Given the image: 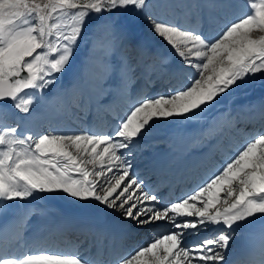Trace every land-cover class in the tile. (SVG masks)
Returning a JSON list of instances; mask_svg holds the SVG:
<instances>
[{
  "label": "snow or ice",
  "instance_id": "snow-or-ice-1",
  "mask_svg": "<svg viewBox=\"0 0 264 264\" xmlns=\"http://www.w3.org/2000/svg\"><path fill=\"white\" fill-rule=\"evenodd\" d=\"M148 6V0H0V114L15 117L0 120V207L60 192L119 211L135 227L169 225L151 233L142 246L117 256L115 264H264V238L259 246L228 258L239 226L264 215V134L236 147L229 145V154L207 170L190 192L163 207L161 196L132 171L130 150L158 120L198 124L222 94L264 74V0H244L246 11L224 21L213 36L146 14L151 31L182 66L194 71L184 85L170 88L166 95H145L135 101L130 88L138 63L117 52L121 47L135 48L142 56L143 49L134 44L128 21L108 19L96 25L90 34L89 56L74 75L72 88L57 90L53 97L71 92L72 107L108 111L115 87L119 95L129 96V107L118 116L113 113L117 122L108 134H93L91 129L35 134L22 129L23 116L32 115L33 106L43 101V94L72 64L95 18L105 13L138 16ZM93 64L94 70L89 67ZM217 135L214 125L198 130L190 145L196 158L214 150ZM35 211L0 228V264H92L78 251L37 246L28 240L24 232ZM202 232L212 234L201 237ZM16 248L23 253L17 255Z\"/></svg>",
  "mask_w": 264,
  "mask_h": 264
},
{
  "label": "rangeland",
  "instance_id": "rangeland-1",
  "mask_svg": "<svg viewBox=\"0 0 264 264\" xmlns=\"http://www.w3.org/2000/svg\"><path fill=\"white\" fill-rule=\"evenodd\" d=\"M170 1L171 3L174 2V0H168ZM197 0H179V5L180 7L184 6L186 3L188 4H191L193 2H195ZM160 3H162V1H159V0H148V8L145 10L144 13H140L138 16H124V15H121L120 13H112L111 14V17H109V14L105 13L103 14L102 16L98 17V18H95L88 26H87V30L85 31L84 33V36L83 38L80 40L79 44H81V47H82V50L81 52L84 53L85 51H88L90 50V47H91V36L90 34L93 32V28L96 26V25H103L102 24V21H106L108 19H111L113 21H118L119 23L123 24L125 23V21H128L129 24V28L131 30V32H133V27L136 28V30L140 31L141 33H144V35H147L149 36V38L151 39H154L153 41L155 42L154 44H158L160 49H165L166 51H170L172 52V50L170 49V47L161 39L159 38L158 36H156L152 31H151V26L149 24V22L145 19V16L146 14L150 11L151 13H153L155 16L157 17H160L163 15V19H166V15L168 16H171L169 13H166V9L165 7L163 6V8H161V12L159 11L158 7L161 6ZM166 3V2H165ZM241 0H230V11L232 13H235L237 12V10L239 9V5L241 4ZM218 4L216 3H213L210 8V10H212L217 17H219V12H217L215 10V7L217 6ZM169 6L172 8V9H176L177 7V3L175 2V4H169ZM202 5L201 3L199 2L198 3V8L201 9ZM158 9V11L156 10ZM176 12V11H174ZM107 16V17H106ZM180 18V17H179ZM199 20H201V17L198 18ZM96 20H99L100 23H98V21L96 22ZM149 24V25H148ZM104 31L103 28L100 29V32L102 33ZM86 35V36H85ZM255 36H259L261 35V33H254ZM87 37V38H86ZM85 44V45H84ZM88 44V45H87ZM157 45V47H158ZM80 47L78 45V47L76 48V52H75V56L78 55L80 52ZM75 58V57H74ZM259 75L264 77L263 75L264 74H256L255 76H252V80L254 81H258L259 80ZM247 81V82H246ZM249 79H246V80H243L242 82H240L236 87L230 89L229 91H227L226 93L222 94L221 96H225L226 94L230 95V97L232 98H238L240 97L243 93V90L246 89V87H248V93H250L251 91H253V88H249V86L247 85ZM256 83V82H255ZM246 84V85H245ZM245 85V86H244ZM243 88V89H242ZM240 91V92H239ZM239 94H238V93ZM234 94V95H233ZM232 95V96H231ZM240 95V96H239ZM219 97V98H223V97Z\"/></svg>",
  "mask_w": 264,
  "mask_h": 264
},
{
  "label": "bare ground",
  "instance_id": "bare-ground-1",
  "mask_svg": "<svg viewBox=\"0 0 264 264\" xmlns=\"http://www.w3.org/2000/svg\"><path fill=\"white\" fill-rule=\"evenodd\" d=\"M172 1V0H171ZM243 14V12H239V15H242ZM238 15V16H239ZM211 16H213L212 14H211ZM107 17V16H106ZM232 20V18L231 17H228V18H226V20H224V21H231ZM216 21H217V19H215V23H216ZM224 21H220L219 22V24L217 25L216 24V27L218 28V30H219V28H220V25L224 22ZM174 23V22H173ZM188 25H189V23L188 22H185L184 24H183V27H188ZM209 27H211L210 26V24H207V25H205V27H204V29L201 31V32H203L206 36H207V31H208V28ZM134 29H136V28H134L133 27V30ZM196 31H200V30H196ZM87 32H88V30H87ZM86 36V35H85ZM134 37H133V40L137 43V45H140L141 46V48L143 49V51H145V50H148L149 52L151 51V49H159V46L157 47V45L156 44H154L155 42L153 41V39H151V38H149V37H147V36H144V35H142V34H140V33H135L134 35H133ZM87 38V37H86ZM85 45V44H84ZM88 45V44H87ZM170 52V51H169ZM153 55H156V54H158V51H156V52H154V53H152ZM85 55L84 54H79V56L77 55V57H79L80 59H82V57H84ZM166 58H167V56H166ZM178 58V57H177ZM178 61L181 63V61H180V59L178 58ZM74 69H75V66H74V64L72 63L71 65H69V67L67 68V70L63 73V75H61L60 76V80L59 81H61V78H65V79H68V80H70V77L72 78V77H74L73 76V71H74ZM194 71V69H191V68H188L187 69V73L189 74V73H191V72H193ZM264 76V75H263ZM157 78H158V76H153V78L151 79V82H156L157 81ZM259 79H260V81H261V83H258V81H257V85L259 84V86H263V82H264V77H262V76H260L259 75ZM254 81V80H253ZM147 82V81H146ZM247 82V81H246ZM255 82V81H254ZM255 84V83H254ZM146 85V83L144 84V86ZM184 85V84H183ZM246 85V84H245ZM244 85V86H245ZM182 86V85H181ZM181 86H177L176 88H179V87H181ZM59 87H60V84H55L54 86H52V88L49 90L50 92H56L57 90H59ZM169 88H171V89H175V88H173L172 87V85H170L169 86ZM247 88L248 87H246V89H245V91L244 92H246L245 94H243L242 95V97H246L247 96ZM243 89V88H242ZM260 89V88H259ZM165 90H160L159 92H161V93H159V94H167L168 92H164ZM240 92V91H239ZM252 92V91H251ZM47 93H48V91H47ZM113 93H114V89L112 88V95H113ZM238 93V92H237ZM133 94H135V96H134V98L132 99V95ZM239 94V93H238ZM234 95V94H233ZM232 96V95H231ZM240 96V95H239ZM122 97V99L124 100V104H122V105H124L125 107H126V109L129 107V104H128V100H129V96L128 95H122L121 96ZM130 97H131V99L133 100V101H135V100H137L138 98H141V97H143L142 95H138L137 94V92L135 91V92H132V91H130ZM220 99V98H219ZM248 101H250V100H248ZM224 102H227L226 101V99H224L223 101H222V103H224ZM239 102H242V100L241 101H239ZM244 103H245V101H243ZM38 105V107H36ZM36 106L35 107H33V109H40L41 108V105L40 104H36ZM44 110V109H43ZM42 110V111H43ZM36 111V110H35ZM34 110H33V112H35ZM54 113H56V112H54ZM40 119H42V120H44V118L41 116L40 117ZM190 125H194V124H190V123H185V122H183V121H179V120H158L155 124H154V127L153 128H151L149 131L151 132L150 133V136L152 137V136H155L156 135V133H158V131L159 130H161V129H163V128H168V127H170V128H172V127H190ZM56 127H60L62 130H65V127L64 126H61V125H58V126H56ZM169 128V129H170ZM79 130H84V129H79ZM262 131H264V129L262 130ZM148 133V131L145 133V134H147ZM253 138V137H252ZM89 167H91V165H89ZM108 179H110L111 180V182L112 183H114L115 182V179L113 178V177H108ZM192 190V188L189 190V191H187V192H190ZM44 195H48V197L50 198V202L49 203H51L52 205L55 203V204H58V202H56L57 200L59 201V200H64V201H66V202H68L69 203V205H74V206H76V205H78V204H82V205H84V206H89V207H92V208H95V209H98V210H100V209H104V208H102L101 206H99V205H97L94 201H88V202H81V201H78V200H75V199H72V198H69V197H67L65 194H63V193H60V192H57V193H54V194H37L36 196H34V198H36V199H38L39 201L40 200H42L43 201V198H44ZM165 200L166 199H164L162 202H161V204L159 205V206H161L164 202H165ZM168 200V199H167ZM100 211H103V210H100ZM257 216H260L259 214L257 215ZM150 234H151V232H150ZM150 237V236H149ZM149 237L146 239V241L149 239ZM137 246H140L139 244H137L136 245V247ZM142 246V245H141ZM135 247V248H136Z\"/></svg>",
  "mask_w": 264,
  "mask_h": 264
}]
</instances>
